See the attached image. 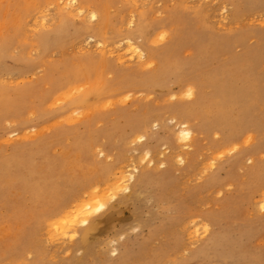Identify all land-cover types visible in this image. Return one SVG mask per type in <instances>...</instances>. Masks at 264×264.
<instances>
[{
    "label": "rangeland",
    "instance_id": "374dc122",
    "mask_svg": "<svg viewBox=\"0 0 264 264\" xmlns=\"http://www.w3.org/2000/svg\"><path fill=\"white\" fill-rule=\"evenodd\" d=\"M16 1L0 0V99L28 91L0 104V264H264V0ZM52 81L106 90L69 122ZM187 109L193 137L177 140ZM89 123L102 135L81 157ZM91 184L107 203L78 230L60 227L70 207L45 211Z\"/></svg>",
    "mask_w": 264,
    "mask_h": 264
},
{
    "label": "bare ground",
    "instance_id": "6f19581e",
    "mask_svg": "<svg viewBox=\"0 0 264 264\" xmlns=\"http://www.w3.org/2000/svg\"><path fill=\"white\" fill-rule=\"evenodd\" d=\"M62 1V0H61ZM16 2H18V0L16 1ZM25 2V1H24ZM48 2L50 3L51 2V0H48ZM48 2H46V3H48ZM7 3V2H6ZM52 4H53V2H51ZM55 3L56 4H60V0H55ZM222 3H223V1H222ZM135 4V3H134ZM221 3H219V8L221 7V8H223L224 10H225V7H226V2L224 1V4L221 6L220 5ZM24 5V4H23ZM83 4H81V6H82ZM137 5V4H136ZM5 6V5H4ZM16 6V5H15ZM63 6H64V8H69V9H78V10H81L82 11V8H81V6L78 4V0H66L64 3H63ZM30 7H32L31 9L33 10L34 8H35V10H36V8H37V2L35 1V0H26V5H25V7L23 8V10L22 11H30L31 9H30ZM51 7V6H50ZM57 7H59V6H57ZM60 8V7H59ZM4 9V8H3ZM10 9V8H9ZM8 9V10H9ZM38 9V8H37ZM48 9V8H47ZM52 9V8H51ZM63 9V8H62ZM91 9V8H90ZM109 9V8H108ZM113 9V8H112ZM138 9H140V8H138ZM34 10V11H35ZM49 10V9H48ZM86 10V9H85ZM85 10H83V11H85ZM89 10V9H88ZM222 10V9H221ZM224 10H222V11H224ZM37 11V10H36ZM87 11V10H86ZM13 12V11H12ZM70 12V11H69ZM159 12V11H158ZM17 13V12H16ZM32 13V12H31ZM47 13V12H46ZM52 13V12H51ZM50 13V14H51ZM68 13V12H67ZM160 13V12H159ZM87 16L86 17H88L90 20H94V19H97L98 17H99V12L97 11V10H95V9H92V10H89L87 13ZM126 14V13H125ZM131 14V13H130ZM68 15V14H67ZM73 15V14H72ZM82 15V14H81ZM129 15V14H128ZM132 15V14H131ZM159 15V14H158ZM31 16V15H30ZM83 16H84V13H83ZM49 17V16H48ZM48 17L46 18V20L48 19ZM21 18H22V14H17L16 15V17L14 18V22H13V24L15 25V26H19L20 25V23H21ZM30 18V17H29ZM87 18V19H88ZM134 18V17H133ZM222 18V17H221ZM31 19V18H30ZM126 19V18H125ZM218 19V18H217ZM12 21V20H11ZM73 21V20H72ZM27 22V21H26ZM42 22V21H41ZM132 22V21H131ZM26 25V24H25ZM220 25H222V24H220ZM3 26V25H2ZM60 26V25H59ZM90 26V25H89ZM1 27V26H0ZM56 27H57V25H56ZM26 29V28H25ZM55 29V28H54ZM63 29V28H62ZM110 29V28H109ZM34 30V29H33ZM53 31V30H52ZM51 31V32H52ZM51 32H49V33H51ZM58 32V31H57ZM55 34V33H54ZM61 34V33H60ZM77 34V33H76ZM75 35V34H74ZM41 36V35H40ZM44 36H46L45 34H44ZM89 37H92V39H93V35H90ZM36 38V37H35ZM38 38V37H37ZM45 38V37H44ZM43 38V39H44ZM46 38H48V37H46ZM51 38V37H50ZM63 38V37H62ZM5 39V36H4V32L3 33H0V48L1 47H4V48H6V46H7V43H5L6 42V40H4ZM8 39V38H7ZM47 40V39H46ZM52 40V39H51ZM78 40H80V39H78ZM90 40H91V38H90ZM98 40V39H97ZM104 40V39H103ZM61 41V40H60ZM100 41V40H99ZM99 41H97V43L99 44L100 42ZM122 41V40H121ZM127 41V42H126ZM126 41L125 42H123V44L124 45H127V47H128V49L129 50H131V52L130 51H127V52H130V53H132V56H131V58H135V57H137V59H138V61L141 63V67H143L142 65L144 64V62H146L145 61V59H146V53H145V51H144V49L139 45V44H136L135 43V41L134 40H132V39H130V38H127L126 39ZM59 42V41H58ZM80 42V41H79ZM42 43V42H41ZM46 43V42H45ZM126 43V44H125ZM37 44H39V43H37ZM100 44H102V43H100ZM109 44V43H108ZM173 44V43H172ZM172 44H170V46H172ZM81 45V44H80ZM96 45V44H95ZM105 45V44H104ZM121 45V44H120ZM119 45V46H120ZM87 46V45H86ZM114 46V45H113ZM96 47V46H95ZM115 47V46H114ZM116 47H118V46H116ZM122 47V46H121ZM124 47V46H123ZM174 47V46H173ZM97 48V47H96ZM100 48H101V46H100ZM11 49V48H10ZM107 49V48H106ZM109 49V48H108ZM110 49H111V47H110ZM109 49V50H110ZM114 49V48H113ZM118 50H119V48H118ZM121 50V49H120ZM1 51V50H0ZM93 51V50H92ZM99 51V50H98ZM106 51V50H105ZM104 51V52H105ZM116 51V50H115ZM124 51V50H123ZM96 52V51H95ZM111 52H114V51H111ZM122 53V52H121ZM124 53V52H123ZM1 54V53H0ZM111 54H113V53H111ZM119 54V53H118ZM125 54V53H124ZM147 54H148V52H147ZM114 55H116V54H114ZM1 56H2V54H1ZM4 56V55H3ZM4 58V57H3ZM122 58H124L123 57V54H122V56H119V59H122ZM130 58V59H131ZM101 59H103V58H101ZM127 59V58H126ZM126 59L124 60V61H126ZM147 60V59H146ZM121 61V60H120ZM1 63H3V62H1ZM124 63V62H123ZM4 65H2V67H3ZM29 66V65H28ZM144 66H146V65H144ZM27 67V66H26ZM1 68V67H0ZM44 79H46V78H44ZM189 79V78H188ZM153 79H149L148 80V82L150 83L151 81H152ZM184 82H186V81H188L186 78L183 80ZM76 82V81H75ZM131 82H133V80L131 81ZM74 83V82H73ZM72 83V84H73ZM101 83V82H100ZM72 84H68V83H66L65 81H62V82H55V81H52V84H51V86H50V90H49V93L50 92H53V93H55V92H57V90H60V88H65V87H69L66 91H64V92H62L61 94H60V96H58V99H55V100H60V99H62V100H66L67 101V104H65V105H62V106H60L61 108L58 110V112H60V113H63V114H67V113H69V114H67L66 115V120L67 121H69V122H76V121H79L82 117H83V115L85 114V112H80V113H82V114H80L79 112H78V110L79 111H81V110H83V111H85L84 109L86 108V97L88 98V96L90 95V93H92V92H94L97 96H99V97H101V98H103V96H104V94H105V90L106 89H103V87H97L96 89H89V88H87V89H83V85H81V84H75V86L73 87L72 86ZM98 84V83H97ZM70 85H71V87H70ZM183 85H188L186 88L187 89H185L184 88V90H186V92H187V94L189 95H191V94H194V89H193V87L192 86H189V82H187V84H183ZM66 89V88H65ZM257 91H260L259 89H256ZM12 90H5V92L2 94V100L0 99V104L3 102V100L6 98V96L8 95V94H10V92H11ZM26 91H28V90H26ZM25 91V92H26ZM238 91H240V90H238ZM25 92H18L16 89H15V91H12V94H14V95H20V94H22V93H25ZM127 92V91H126ZM245 92H246V90H245ZM48 93V94H49ZM120 95V94H119ZM131 95V93L129 94V96ZM126 97V96H125ZM57 98V97H56ZM112 98V97H111ZM111 98H109V99H111ZM122 97H120V99H121ZM113 99V98H112ZM119 99V100H120ZM12 100V99H11ZM116 100H117V98H116ZM123 100H125V99H123ZM128 100V99H127ZM126 100V101H127ZM57 101V102H58ZM99 101V100H98ZM120 101H122V100H120ZM102 102V101H101ZM104 102V101H103ZM105 102H107V101H105ZM124 102V101H123ZM55 103V102H54ZM99 103V102H98ZM108 103H109V100H108ZM120 103V102H119ZM112 104H113V101H112ZM100 105V104H99ZM98 105H96L95 107H97ZM105 106V105H104ZM108 106H109V104H108ZM110 106H111V104H110ZM113 106V105H112ZM88 108H89V106H88ZM103 108V107H102ZM90 109V108H89ZM88 110V109H87ZM57 111V110H56ZM91 111V110H90ZM49 113V112H48ZM36 114V113H35ZM190 114V111L187 109V111H186V119H183V120H179L178 121V123L177 124H179V126H177V127H179L178 128V131H177V134H176V139L178 140V139H185V140H187V139H190L191 137H193L192 136V133H193V131H194V127L192 126V124L190 123V119H189V115ZM55 115V114H54ZM43 116H45L44 114H43ZM65 118V117H64ZM173 118V117H172ZM175 118V117H174ZM142 119V118H141ZM12 121H16L17 122V120H13L12 119ZM28 121L29 120H26V124L28 123ZM148 121L147 120H145V119H142L141 121H140V126H138V127H142V126H144L146 123H147ZM175 123H176V119H175ZM10 124V123H9ZM21 124V123H20ZM7 125V124H6ZM137 127V128H138ZM47 128V127H46ZM41 129V128H40ZM88 129H89V131H88V133H87V136L86 137H88L87 139H86V141H87V145L86 146H81V145H79L78 146V148H79V153H81V157H83L84 156V154L87 156V154H89L90 153V151H89V149H94L92 146V144L94 143V142H98V141H96L95 139H97V138H99V139H101L100 138V136L102 135V134H98L93 128H91V123H89V126H88ZM42 130V129H41ZM135 130H137V129H135ZM134 130V131H135ZM19 132V131H18ZM38 133H40V132H38ZM136 133V132H135ZM36 134V133H35ZM27 135V134H26ZM28 135H30V134H28ZM76 136H77V138L76 139H78V135L77 134H75ZM75 135L74 134H72V136L73 137H75ZM28 137H30V136H28ZM79 137H82V136H79ZM132 137V136H131ZM10 138V137H9ZM141 136L138 138V139H136V140H138L139 141V139L141 140ZM68 139V138H67ZM137 141V142H138ZM189 141V140H188ZM95 144V143H94ZM189 144V143H188ZM182 146H183V144H182ZM187 146V145H186ZM191 147H193V146H191ZM38 148V147H37ZM36 148V149H37ZM95 148H96V146H95ZM189 148V147H188ZM52 149V148H51ZM62 150V149H61ZM94 150H96V149H94ZM230 150V149H229ZM99 151H100V149H99ZM7 152V151H6ZM26 152V151H25ZM76 152V151H75ZM5 153V152H4ZM3 153V154H4ZM180 153V152H179ZM103 155V154H102ZM78 156V155H77ZM46 157V156H45ZM70 157H72V156H70ZM179 157H181L180 156V154H179ZM39 158V157H38ZM40 158H42V157H40ZM182 158V157H181ZM180 158V159H181ZM215 158V157H214ZM246 158V157H245ZM214 160V159H213ZM53 162V161H52ZM52 164V163H51ZM12 165V164H11ZM89 165V164H88ZM91 166V165H90ZM91 167H93V166H91ZM39 168V167H38ZM88 168V167H87ZM95 168H97L96 166H95ZM94 168V169H95ZM210 168V167H209ZM62 169V168H61ZM66 169V168H65ZM118 170V169H117ZM24 172V171H23ZM82 173V172H81ZM110 174V173H109ZM144 175H143V177L146 175L145 173H143ZM83 176H84V174H83ZM108 176V175H107ZM131 177L133 176V175H130ZM146 177V176H145ZM33 178V177H32ZM124 178H126V175H125V171L124 170H121V171H119L117 174H116V176L114 177V180H113V182H112V184H110L111 186H110V189H112V190H117V189H119L120 188V186L122 185L121 183L123 182V180H124ZM128 180V179H127ZM140 181H141V179H140ZM38 182H39V184H37L38 185V187L41 189L42 187H41V185L42 186H45V185H47V186H49V187H52L54 190H55V186L57 185V183L54 181V179H53V175L51 174V173H49V174H47L46 176H44V177H40L39 179H38ZM94 184H95V182H94ZM92 185V184H91ZM93 186V185H92ZM89 187L88 186V188H87V185H85V188H87L85 191H82L81 193H80V191L79 192H73V193H71V195H69V196H67V199L65 200V199H63L62 200V202L61 201H57V203H55L54 205H51V206H48L46 209H45V211L47 210V213H52V212H59V211H61V210H63L65 207H70V209L67 211V213H65V215H66V221H62L63 223L62 224H65V225H60V227L62 228L63 226L65 227V226H67V227H70L71 229H77L76 227H77V224H87L88 223V221L90 220V218H91V216H92V214L95 212V211H97V210H102V208L103 207H105V204L107 203V196L109 195V194H107L106 193V189H105V191H104V189L103 188H99V187H95V186H93V187ZM98 186V185H97ZM84 187V186H83ZM109 187V186H108ZM13 188V187H12ZM11 188V189H12ZM38 189V188H37ZM39 190V189H38ZM40 192H41V194H42V191L41 190H39ZM40 192H36V190H35V195H36V198H40ZM9 195V194H8ZM63 195V194H62ZM28 196V195H27ZM44 196V195H43ZM45 197V196H44ZM110 197V196H109ZM264 197V196H263ZM261 199H263V201H264V198H261ZM27 202V201H26ZM261 202V201H260ZM264 204V202H261V204ZM263 206V205H262ZM61 214V213H60ZM57 215V214H56ZM62 215H64V213L62 214ZM51 217V216H50ZM53 217V216H52ZM50 219V218H49ZM98 220V219H97ZM60 221V220H59ZM65 222V223H64ZM95 222V221H94ZM42 222H40V224H41ZM96 223V222H95ZM94 224V223H93ZM46 225V224H45ZM57 227H58V225H56ZM44 227V226H43ZM59 227V228H60ZM3 228V227H2ZM80 228V227H79ZM83 229V228H82ZM78 230V229H77ZM64 231V230H63ZM67 231V230H66ZM68 231H69V229H68ZM71 231V230H70ZM73 232V231H72ZM75 233V232H74ZM49 237V236H48ZM216 237V236H215ZM43 241V240H42ZM217 241H218V239H217ZM216 242V238L214 239V237L212 238V240L209 242V244L206 246V247H210V246H212V245H214V244H216L215 243ZM215 246V245H214ZM206 247L205 248H203L204 250L206 249ZM233 247H234V245H233ZM236 247V246H235ZM204 250H200V252L201 251H204ZM199 252V253H200ZM198 253V252H197ZM197 253H195L194 255H197ZM211 254V253H210ZM24 261V260H23ZM245 264H256V262H254L253 260L252 261H247ZM258 264V263H257Z\"/></svg>",
    "mask_w": 264,
    "mask_h": 264
}]
</instances>
